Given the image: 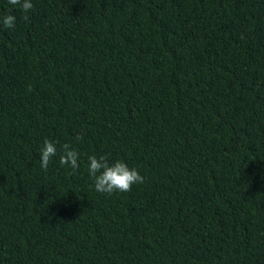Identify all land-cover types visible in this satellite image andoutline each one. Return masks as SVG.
<instances>
[{"label": "trees", "instance_id": "16d2710c", "mask_svg": "<svg viewBox=\"0 0 264 264\" xmlns=\"http://www.w3.org/2000/svg\"><path fill=\"white\" fill-rule=\"evenodd\" d=\"M32 3L0 0V264H264V0Z\"/></svg>", "mask_w": 264, "mask_h": 264}, {"label": "clouds", "instance_id": "9594fccd", "mask_svg": "<svg viewBox=\"0 0 264 264\" xmlns=\"http://www.w3.org/2000/svg\"><path fill=\"white\" fill-rule=\"evenodd\" d=\"M10 5H19L25 15L22 19L27 21L29 16L27 13L33 8L32 0H8ZM0 23L5 28H13L16 23V17L9 12L0 18ZM29 90H31L29 88ZM76 140H82L83 135L77 134ZM57 155L56 142L45 139L40 148V166L45 171L49 167L52 157ZM79 153L69 143L61 146L59 154V163L62 166H69L73 173L79 169L78 164ZM88 173L93 180L94 188L97 192L111 195L114 192H128L134 184L143 183L144 176L134 168L130 167L123 160H115L110 162L106 155L97 157L96 155L88 156Z\"/></svg>", "mask_w": 264, "mask_h": 264}]
</instances>
